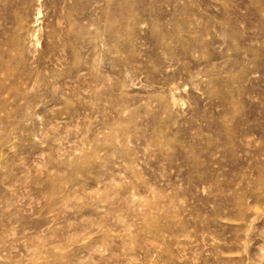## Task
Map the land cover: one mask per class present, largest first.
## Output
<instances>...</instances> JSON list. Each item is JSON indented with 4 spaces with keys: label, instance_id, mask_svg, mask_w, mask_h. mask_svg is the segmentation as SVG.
<instances>
[{
    "label": "rangeland",
    "instance_id": "1",
    "mask_svg": "<svg viewBox=\"0 0 264 264\" xmlns=\"http://www.w3.org/2000/svg\"><path fill=\"white\" fill-rule=\"evenodd\" d=\"M0 264H264V0H0Z\"/></svg>",
    "mask_w": 264,
    "mask_h": 264
}]
</instances>
